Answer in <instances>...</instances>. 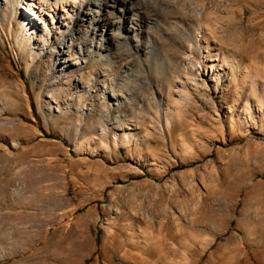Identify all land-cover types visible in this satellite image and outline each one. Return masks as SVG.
Returning a JSON list of instances; mask_svg holds the SVG:
<instances>
[{"label":"rangeland","instance_id":"obj_1","mask_svg":"<svg viewBox=\"0 0 264 264\" xmlns=\"http://www.w3.org/2000/svg\"><path fill=\"white\" fill-rule=\"evenodd\" d=\"M115 4L110 54L89 5L28 48L0 5V264H264V0Z\"/></svg>","mask_w":264,"mask_h":264},{"label":"bare ground","instance_id":"obj_2","mask_svg":"<svg viewBox=\"0 0 264 264\" xmlns=\"http://www.w3.org/2000/svg\"><path fill=\"white\" fill-rule=\"evenodd\" d=\"M1 1H3V3L2 2L0 3L1 14L3 16V20H7L8 16H10L11 14L14 17L19 15V17H15V21H17V25H18L17 30L20 31L19 37L22 41V44L25 46V48H28L29 45H31L33 40H35V39L36 40L38 39L39 41L43 40L44 42H47L48 39H50L51 35L55 36V37H61L62 34L65 35V33H67L66 28H61L62 23H59L60 28L57 27L58 28L57 30L49 28L48 24L46 23L47 19L45 18V16L46 15L52 16L51 13L52 14L55 13L56 9L60 10V7H61V11L63 13H65L66 16L68 15V17H69V13H72L74 11V9H77L80 13H83V10H82L83 5H85V6L89 5L87 8L90 7V9H88L87 11H85L83 13V21H86V23L89 22L90 24L93 22V20L96 23L102 22L104 29L107 30V34L106 35H100V37L102 38L101 39L102 41L100 44L104 48V50L106 48V50L109 52V54H110V45L116 44V43L120 44V42H121L120 39L124 38V36H121L122 33H120L121 29L124 28V24H126L130 29H133L134 32L136 31L135 25H138L137 24V22H138L137 18L134 19L135 16L133 18H130L127 16L130 12L133 11L132 9H130L129 11L126 9L120 10V13H121L120 16L115 18L116 11H118V8H117L115 3H117L118 0H82L81 4H77L78 0H38L37 2H36V0H31L32 2H28V1L24 0L23 6L21 7V9L22 10L25 9V7L27 5V10H26L27 15L21 13L20 11L17 12V10H15V7L17 6V2L18 1L20 2L23 0H1ZM120 1H123V0H120ZM12 3L14 4L13 9H12ZM67 10H69V11H67ZM101 11H105V14L104 13L102 14ZM22 14L24 15V18H21ZM32 14L34 15L33 18L30 17ZM92 14H95V15H92ZM197 15L200 16L201 13H198ZM52 18H54V16ZM200 18H202V17H200ZM53 25H54V23H53ZM64 26H66V25H64ZM199 27H200V25H199ZM205 28L207 30L209 29L207 26ZM95 30H97V29H95ZM77 33H78V31H76V33L73 32L71 34L70 38L72 41L74 40V38H77L76 37ZM202 37H203L202 41L201 40L196 41L197 42V43H195V44H197V45H195L196 48L200 49L201 48L200 46L202 45V44H200V42H203V43L207 44L206 47H204V50H209V52H211V50H212L211 49L212 48L211 41L208 39L207 35H205V34ZM78 40H80V37L78 38ZM194 40H196V39H194ZM117 47H118V45H117ZM68 48L70 50L71 45ZM189 50L193 51V48L189 47ZM216 56L217 57L215 58V61L218 60V62H220V60L218 59L219 55H216ZM207 59H208V57H207ZM198 65L202 66V63H196V64L193 63L191 69H189L187 71H183V77H184L183 79H187V81L192 79V81L196 82L197 81L196 77L192 78V76H191V78H190L189 76L195 75L194 74L195 71H193V68L198 66ZM203 65H204V67H203L202 77H204V79L212 77L213 75H215V71L217 70L216 65L208 66V64H206V63H203ZM230 68L236 70L238 68V64L234 62L233 64H231ZM244 72L247 73L246 71H244ZM180 82H181V79H180ZM182 85H186L185 82ZM83 88H84V86H83ZM257 102H258L257 106L262 108L263 105H262L261 101L258 100Z\"/></svg>","mask_w":264,"mask_h":264}]
</instances>
